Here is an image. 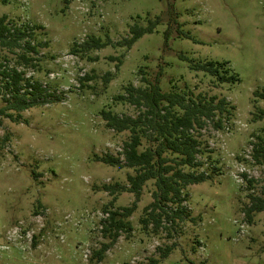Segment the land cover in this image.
Listing matches in <instances>:
<instances>
[{
  "label": "rangeland",
  "instance_id": "1",
  "mask_svg": "<svg viewBox=\"0 0 264 264\" xmlns=\"http://www.w3.org/2000/svg\"><path fill=\"white\" fill-rule=\"evenodd\" d=\"M4 14L9 24L34 30L26 38L38 52L0 46V60L26 80L41 81L53 101L11 109L17 120L0 116V264H149L173 245L159 264H264V211L252 225L244 214L252 196L264 197V163L253 158L256 145H264V101L256 97L264 93V0H0ZM158 19L153 33L129 50L76 47L92 34L117 44L132 26L147 28ZM22 52L33 61L27 64ZM110 57L123 62L117 67ZM207 62L228 63L221 72L229 69L241 81L221 84L192 69ZM108 72L114 77L106 84ZM86 74L93 76L81 84ZM155 81L187 101L228 102L223 114L191 132L201 144V166L185 171L212 178L185 190L190 218L158 234L140 223L155 191L154 181L147 182L129 218L133 233H122L100 261L95 250L110 243L102 233L105 208L130 207L136 199L104 189L129 188L136 170L97 159H124L131 140L129 131L108 128L101 111L137 118L145 108L116 98L130 86L149 90ZM8 93L1 90L0 106ZM143 142L140 150L150 146Z\"/></svg>",
  "mask_w": 264,
  "mask_h": 264
},
{
  "label": "trees",
  "instance_id": "2",
  "mask_svg": "<svg viewBox=\"0 0 264 264\" xmlns=\"http://www.w3.org/2000/svg\"><path fill=\"white\" fill-rule=\"evenodd\" d=\"M7 15L0 17V46L24 47L27 51L38 52L37 46L32 44L27 38L34 34V30L22 28L18 25L9 24L6 21ZM158 19L155 24L147 28L135 26L130 28L131 36L115 44L111 39L103 40L95 34L87 36L78 44L79 51H85L92 48H102L104 46H116L130 49L135 43L147 33H153ZM22 40H25L24 43ZM73 50L76 51L75 47ZM20 57L28 64L33 61L32 56H27L25 52L20 53ZM183 57V56H182ZM184 58V57H183ZM96 59V58H95ZM110 60L117 61V67L121 65L123 59L110 57ZM33 63V62H32ZM228 63L207 62L205 64H192V69L216 77L219 83L238 84L241 80L239 76L221 72V68ZM33 65H36L34 62ZM93 75H84L83 80L90 79ZM106 84L113 79L114 74L108 72L102 75ZM0 92L6 89L9 93L4 96L6 102L0 106V116L5 115L12 120L18 118L10 112L11 109L21 111L36 105L38 103H50L53 101L51 92L39 80L32 81L23 77V71L17 68H10L5 62L0 60ZM25 79V81H23ZM147 82V78H143ZM149 85V84H148ZM150 89L127 88L128 94L116 98L117 101H127L136 108H145L146 111L139 114L137 118L129 115L118 116L112 111L102 109V115L105 118L106 125L113 132L122 133L129 131L131 140L126 141L121 155L124 159L113 157L112 155L96 156L103 163L112 167L135 169L136 174L128 177V187L114 188L108 185L104 189L112 196L119 191H128L134 194L136 199L130 207H122L119 210H110L105 208L106 217L103 219L102 233L105 238L110 239V243H105L103 247L95 250V255L100 259L104 258V253L114 247L122 233L128 235L133 233L134 229L129 221L137 210V205L142 198L143 188L147 182L154 181L155 191L153 192L152 202L145 208L147 216L140 219L141 225L148 230L150 225L153 226V232L158 234L160 231H168L169 225L182 223L185 219L190 218V213L183 206L187 200L185 190L191 185H199L211 180L212 176L205 173L194 171L186 172L185 168H198L201 166L197 156L201 153L200 142L191 132L198 126L203 128L206 121L212 120L217 114H223L226 111L228 102L225 99L220 100L217 104L215 98L210 101H187L181 93H165L155 81L150 85ZM256 97L264 101V93H256ZM178 108L182 114L173 112ZM264 116V111H262ZM216 129H222V123L216 124ZM143 138L150 143L148 148L140 150L144 145ZM253 158L258 164L264 163V145H256ZM243 177L249 183L254 185L255 181L248 179L247 174ZM264 188V186H263ZM251 203L244 209L246 221L249 225L253 224L254 215L264 211V197L252 196ZM173 206H177L174 208ZM195 222V219H191ZM170 235V234H168ZM175 246H169L161 250L160 259H151L149 264H159L160 260L168 258Z\"/></svg>",
  "mask_w": 264,
  "mask_h": 264
}]
</instances>
